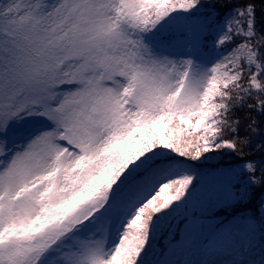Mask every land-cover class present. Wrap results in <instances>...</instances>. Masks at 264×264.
<instances>
[{
	"label": "snow or ice",
	"instance_id": "6c2138e0",
	"mask_svg": "<svg viewBox=\"0 0 264 264\" xmlns=\"http://www.w3.org/2000/svg\"><path fill=\"white\" fill-rule=\"evenodd\" d=\"M0 264H264V0H0Z\"/></svg>",
	"mask_w": 264,
	"mask_h": 264
},
{
	"label": "trees",
	"instance_id": "16d2710c",
	"mask_svg": "<svg viewBox=\"0 0 264 264\" xmlns=\"http://www.w3.org/2000/svg\"><path fill=\"white\" fill-rule=\"evenodd\" d=\"M257 4H258V9H259V0H257ZM201 12L202 13H205L206 10L205 9H201ZM239 115H240L241 121H242L241 127H240V135L243 136V135H245V126H244V122H243L244 121L245 113L244 112H241V113H239ZM225 137L226 138L228 137V134L227 133L225 134ZM255 143H259V139H257L255 141ZM224 153L225 154L222 157V162L225 165H228V164H237L239 162L240 157L238 155H236L235 153H230L228 150H224ZM253 155L255 156V153ZM250 158H253V157L248 156L247 154L245 155V159H250ZM256 158H258V156H256ZM213 184H214L213 178H211V177L206 178V185H207V187H206L205 191L209 192V193L206 194V197H212L213 198V195H215L214 192H215L216 189L213 187ZM258 192H259V190H257V193ZM254 206L255 205H253V207ZM249 214H251V213H249ZM217 215H220L223 220H226L227 218H230L231 217V216L224 215L222 213H217Z\"/></svg>",
	"mask_w": 264,
	"mask_h": 264
},
{
	"label": "rangeland",
	"instance_id": "374dc122",
	"mask_svg": "<svg viewBox=\"0 0 264 264\" xmlns=\"http://www.w3.org/2000/svg\"><path fill=\"white\" fill-rule=\"evenodd\" d=\"M205 10H206L205 13H207V12H209L210 9L205 8ZM183 50H184V49H183V44L181 43L180 45L177 46L176 51H177V52H182ZM208 58H209V57H205V59H208ZM213 155H215V154H213ZM207 193H209V192L205 191V192H204V195L206 196ZM214 194H215V195H213V198L217 195V191H216V190H215ZM208 195H209V194H208ZM230 219H231V217H230V218H227L226 220H224V222L227 223V221L230 220ZM259 256H260V253H259V250L257 249V250L252 254V256H251L250 258H253V259L258 260V259H259ZM189 258H190V259H193V260H199L201 257L199 256V254H194V255H191ZM151 259H152L151 256L148 257V260H151Z\"/></svg>",
	"mask_w": 264,
	"mask_h": 264
}]
</instances>
